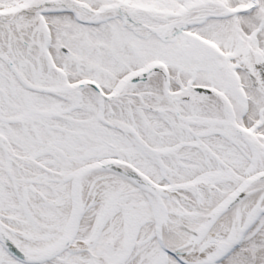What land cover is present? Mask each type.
Instances as JSON below:
<instances>
[{
    "label": "snow or ice",
    "instance_id": "1",
    "mask_svg": "<svg viewBox=\"0 0 264 264\" xmlns=\"http://www.w3.org/2000/svg\"><path fill=\"white\" fill-rule=\"evenodd\" d=\"M0 264H264V0H0Z\"/></svg>",
    "mask_w": 264,
    "mask_h": 264
}]
</instances>
